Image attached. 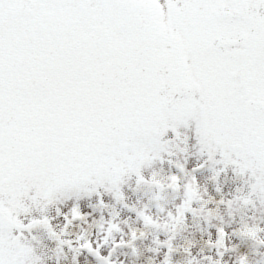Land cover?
I'll list each match as a JSON object with an SVG mask.
<instances>
[{
	"label": "snow or ice",
	"instance_id": "6c2138e0",
	"mask_svg": "<svg viewBox=\"0 0 264 264\" xmlns=\"http://www.w3.org/2000/svg\"><path fill=\"white\" fill-rule=\"evenodd\" d=\"M190 216L186 264L264 257V0H0V264H174Z\"/></svg>",
	"mask_w": 264,
	"mask_h": 264
},
{
	"label": "rangeland",
	"instance_id": "374dc122",
	"mask_svg": "<svg viewBox=\"0 0 264 264\" xmlns=\"http://www.w3.org/2000/svg\"><path fill=\"white\" fill-rule=\"evenodd\" d=\"M193 163H195V161L190 160L188 167L191 168ZM174 170L175 169H173V171ZM208 176H209V173L207 171H205L203 173V176H202L203 178L198 176V180H199L200 184L202 186H206L207 188H208V185L206 183L207 181H205L204 178H208ZM228 176L229 177L231 176L230 172L228 173ZM229 177H227V178L222 177V180H224L225 193H228V192L233 190L231 188V186H229L230 185L229 184V180H230ZM208 190L211 193V189L208 188ZM172 198H173L172 194L169 193L168 194V200L171 201ZM133 199H135V197H133ZM205 237L208 238L206 234L202 235L201 230H197L196 228H193V227L187 228V226H185V227L181 228L180 230H178L177 235H176V239L174 241V245L177 247L178 252L176 254H174V258H176L178 256L177 254L179 253V256H181V259L185 260V257L183 254V248L187 247L189 245H191L193 255H195L202 247L205 246L204 241H201V239H203V238L206 239ZM151 238L152 237L149 236L146 241H139L140 243L138 242L139 244L136 245L137 249H138V253H139L137 258H134L135 256H132L129 254L127 256H120V259H123L125 264H149L152 262L155 263V260L158 258L153 257V254L147 251V248L149 247V245H151V240H152ZM161 239H164V237L161 236ZM213 239H214V235H213ZM38 240H39L38 246L41 248V251L45 255H49V256L53 255L52 249H54V247H55L54 242L49 241L42 234L38 237ZM233 243H237V242L233 241ZM241 246H239V247H240V250L242 252L248 250V246H245L244 244ZM121 251L128 252L127 249L126 250L123 249ZM118 255H119V253H118ZM151 255H152L153 260H151V262H148L147 256L150 257ZM80 257H84V255L82 254ZM81 261L83 264H91V258L90 257L87 259V261L85 260V258H83ZM228 263H231L230 260H228ZM49 264H52V262L50 261ZM53 264H54V261H53Z\"/></svg>",
	"mask_w": 264,
	"mask_h": 264
}]
</instances>
